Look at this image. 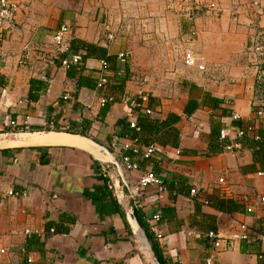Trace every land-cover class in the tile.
<instances>
[{
	"label": "crops",
	"instance_id": "0c3cea01",
	"mask_svg": "<svg viewBox=\"0 0 264 264\" xmlns=\"http://www.w3.org/2000/svg\"><path fill=\"white\" fill-rule=\"evenodd\" d=\"M17 1L0 71V264L29 257L35 264H151L104 176L101 159L133 155L122 147L127 139L157 147L148 159L133 156L139 169L124 173L130 183L149 171L164 179L167 190L147 188L139 210L161 234L168 264H264V92L243 54L264 31V0H220L219 11H191L193 18L168 12L162 0ZM125 3L137 9L125 11ZM161 14L167 18L156 20ZM132 15L153 36L128 31ZM63 25L71 26V51L83 54L70 69L62 66L69 51L53 41ZM154 43L160 47L151 49ZM177 43L181 53L173 54L168 46ZM188 49L203 57L204 69L185 63ZM191 100L199 106L188 114ZM148 116L151 125L141 129ZM95 143L111 155H98ZM243 223L253 240L234 239ZM210 232L223 240L221 250Z\"/></svg>",
	"mask_w": 264,
	"mask_h": 264
},
{
	"label": "built area",
	"instance_id": "2783aa9c",
	"mask_svg": "<svg viewBox=\"0 0 264 264\" xmlns=\"http://www.w3.org/2000/svg\"><path fill=\"white\" fill-rule=\"evenodd\" d=\"M176 3L179 6V12L182 14H185V16L189 18H193L194 15L191 14V11H198V10H204L209 14H214L217 11H219L220 3L218 0H176ZM19 9V3L17 0H0V71L3 66V57H4V51H3V31L5 28V25L9 22H11L15 18V13ZM71 32V26L70 25H63L59 27L54 35H53V41L54 45L60 50V52H67L69 51V55L66 58L62 59V66L65 69H70L72 66H79L83 63V54L78 52L71 51L69 45L67 44L68 37L70 36ZM114 39V35H109V40ZM259 48V45H258ZM185 63L188 66H197L199 69H204L205 66L203 64V57L196 53L193 49H188L186 51L185 55ZM101 67L103 69L108 68V63L106 61H101ZM264 71H261L260 75V81L259 86L264 87ZM108 82L107 77H103L99 81V87L104 86ZM141 102L142 104L147 103L149 101V95L147 93H143L141 95ZM145 112L147 114H151L152 110L149 107H145ZM259 115H263L264 111L263 109H260L258 112ZM233 118L239 119V114H234ZM11 125L16 126V122H12ZM131 127L135 128L137 130H140V127L137 125L136 122L131 123ZM229 130L223 129L221 130V137L226 139L228 136ZM238 135L242 137L244 135V131L240 130L238 132ZM234 146H238V144H235ZM122 147L124 150H129L133 153V155H122L119 159L112 160L110 159H101L103 163V169H104V176L108 178V185L111 191L116 195L117 193V185H119L120 190L123 191V199L122 203L125 206L126 211L129 209H139L142 207V198L144 195V191L149 187H157L159 191H165L167 190V187L164 183V179L152 172H146L143 175H141L136 182L130 183L129 180L126 178L124 171H135L139 169V165L133 161V156L136 157H142V158H150L152 157L156 151L157 147L155 145H150L146 148H142L140 144L138 143V139H127L123 142ZM223 181V180H222ZM127 191V194L126 192ZM10 196L14 195V191H9L8 193ZM192 194L197 195L198 190L192 189ZM128 199L133 200V206L130 204ZM259 201L262 203L264 202V197H261ZM258 204L248 205L247 211L248 212H254L256 206ZM160 215L157 214L153 216V220H159ZM150 223L151 230L156 231V226L152 224V221L149 220L148 224ZM156 237L160 238L161 234L156 231ZM210 238L214 239V246L215 248L221 250L223 247L222 239L216 234L215 232L209 233ZM254 234L252 232V228L247 225L246 223L241 224L240 231L234 235V239L243 240V241H251L253 240ZM258 239L262 242V250L259 253V258L264 259V234H260L258 236ZM136 244L139 246L140 250L145 253L146 257L148 258L149 262L151 264H160L156 257L153 254L151 245L145 235L144 231H139L136 233ZM28 264H35V260L33 257H29ZM169 264H182L179 261H172L169 262ZM207 264H213L211 260H208Z\"/></svg>",
	"mask_w": 264,
	"mask_h": 264
},
{
	"label": "rangeland",
	"instance_id": "374dc122",
	"mask_svg": "<svg viewBox=\"0 0 264 264\" xmlns=\"http://www.w3.org/2000/svg\"><path fill=\"white\" fill-rule=\"evenodd\" d=\"M164 2V5L163 7L165 6V8L167 9L168 12H174L177 14V12L182 15L181 12H179V6L178 4L176 3V0H162ZM220 1V0H218ZM221 3V1H220ZM137 9V6L135 5H130L129 4L127 5L125 3V11H133V10H136ZM197 14V13H196ZM195 14V15H196ZM194 15V16H195ZM208 15V14H207ZM158 16H160V18L162 20H164L165 18H167V15H157V19L158 20ZM169 16V15H168ZM185 16V15H184ZM133 19V21H131ZM140 19L141 17L138 16L135 17V15H132V16H129V20L130 23H131V26L130 28H132V30H128V31H133V34H135L136 36H140V33L142 34H145V35H149L151 34L153 36V34L155 33V30L151 29L150 31H148L149 29H144V28H140ZM169 21H171L169 19ZM144 27V26H143ZM141 29V31H140ZM162 31L159 30V32L156 31V35L157 33H161ZM255 38H254V41H252V43L248 46H244V49H243V54H244V64H245V67L247 66H255V70H256V77H257V86H259V82L260 81V75H261V71H264V31H257L255 33ZM156 43H154L153 45H149L151 49H154V46H157V47H160V43L159 45H155ZM258 45H259V48H258ZM166 47V46H165ZM169 49L171 48L172 49V53H177V52H180L181 53V46H178V43L173 46H168ZM152 53H156L154 50L152 51ZM264 80V79H263ZM259 91H262L264 92V87H257Z\"/></svg>",
	"mask_w": 264,
	"mask_h": 264
},
{
	"label": "trees",
	"instance_id": "16d2710c",
	"mask_svg": "<svg viewBox=\"0 0 264 264\" xmlns=\"http://www.w3.org/2000/svg\"><path fill=\"white\" fill-rule=\"evenodd\" d=\"M206 102L208 105H211L213 103L214 104L216 103V105H217L218 99L215 100L213 98H209V99H207ZM198 106H199L198 101H194V100L192 101L191 100L189 102V104L187 105V108H186L187 113L188 114L194 113L197 110ZM146 118H147V120L145 118H140V120H139L141 129H146L147 124L149 126L151 125V121H152V120H150L151 118L149 116ZM169 120L176 122L177 120H179V117L177 115L171 114L169 116ZM213 132L215 133L214 130H213ZM218 136H221V130H219ZM226 141H227V139H223L221 142L225 144ZM105 179H107V181H108L107 177H105ZM134 213L136 215V218H137L140 226L142 227L143 231L145 232V235H146V237H147V239L151 245L154 256L156 257V259L158 260V262L160 264H168V261L166 260V258L164 257V255L162 253L161 245L159 243L158 238L155 236V233L150 229V226L148 225L146 220L143 218L140 210L135 209Z\"/></svg>",
	"mask_w": 264,
	"mask_h": 264
},
{
	"label": "water",
	"instance_id": "95a60500",
	"mask_svg": "<svg viewBox=\"0 0 264 264\" xmlns=\"http://www.w3.org/2000/svg\"><path fill=\"white\" fill-rule=\"evenodd\" d=\"M95 144L98 146V155H100V156H103V154H105V155L106 154L111 155V152L106 147L101 146L98 143H95ZM110 158L112 160H116V158L113 157V156H110L108 159H110ZM105 159H107V158H105ZM117 193H118L119 198L122 200L124 194H123V191L120 190L119 185H117ZM127 214H128V217L130 219L131 224L133 225V227L135 229V233H138L139 231H141V226H140V224H139V222H138V220L136 218V215L134 213V210L133 209H129L127 211Z\"/></svg>",
	"mask_w": 264,
	"mask_h": 264
},
{
	"label": "bare ground",
	"instance_id": "6f19581e",
	"mask_svg": "<svg viewBox=\"0 0 264 264\" xmlns=\"http://www.w3.org/2000/svg\"><path fill=\"white\" fill-rule=\"evenodd\" d=\"M62 136V135H61ZM54 138L50 135V136H46L44 138H39L38 136H33L32 137V141L33 142H42V141H51ZM75 139V138H74Z\"/></svg>",
	"mask_w": 264,
	"mask_h": 264
}]
</instances>
